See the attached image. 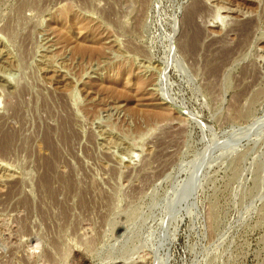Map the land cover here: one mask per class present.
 Instances as JSON below:
<instances>
[{"label":"rangeland","instance_id":"rangeland-1","mask_svg":"<svg viewBox=\"0 0 264 264\" xmlns=\"http://www.w3.org/2000/svg\"><path fill=\"white\" fill-rule=\"evenodd\" d=\"M0 264H264V0H0Z\"/></svg>","mask_w":264,"mask_h":264},{"label":"bare ground","instance_id":"bare-ground-1","mask_svg":"<svg viewBox=\"0 0 264 264\" xmlns=\"http://www.w3.org/2000/svg\"><path fill=\"white\" fill-rule=\"evenodd\" d=\"M6 137H7V135H6ZM9 138V137H8ZM13 139V138H12ZM5 140V139H4ZM10 142V141H9ZM9 142H8V144H9ZM11 142H12V140H11ZM7 144V143H6ZM5 151H6V149H5Z\"/></svg>","mask_w":264,"mask_h":264}]
</instances>
